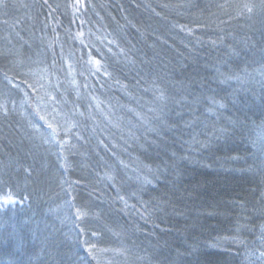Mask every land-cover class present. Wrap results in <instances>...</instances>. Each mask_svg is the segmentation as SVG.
Masks as SVG:
<instances>
[{
  "label": "trees",
  "instance_id": "1",
  "mask_svg": "<svg viewBox=\"0 0 264 264\" xmlns=\"http://www.w3.org/2000/svg\"><path fill=\"white\" fill-rule=\"evenodd\" d=\"M0 195V264H264V0H0Z\"/></svg>",
  "mask_w": 264,
  "mask_h": 264
},
{
  "label": "rangeland",
  "instance_id": "2",
  "mask_svg": "<svg viewBox=\"0 0 264 264\" xmlns=\"http://www.w3.org/2000/svg\"><path fill=\"white\" fill-rule=\"evenodd\" d=\"M86 72L84 73V79L86 80L84 82L85 86L84 88H86V90L88 91V101L87 102L89 105H91L93 107V111H94V114H97V115H100V117H103V127L104 129L107 131H109L108 127L111 126V124L113 123V117L112 116H109L107 115L108 113L105 111L103 112V108H101L100 106V103L101 102H97V97H99L98 95H95L94 94V90L91 88L92 86L90 85V79H93L92 77H96L97 78V81L99 79V82H101V79L99 78V76H102L103 75V71L101 68H100V63H97L96 61H92L91 64H89L86 68ZM102 73V74H101ZM103 82L99 83L98 86L103 89L104 87L102 86ZM146 111L145 108L144 109H141L140 112H138L136 115H134V112L133 114L131 113V118H133L134 121H132L130 123L134 125H137V118L141 117L142 118V112ZM107 113V114H106ZM112 115V114H110ZM140 115V116H139ZM134 116H137V117H134ZM113 118V119H112ZM116 118V117H115ZM117 121V119L115 120V122ZM123 130H128L127 128H124ZM129 135H131V133H129ZM137 147L141 146L140 144H137L136 145ZM126 154V153H125ZM127 157V158H126ZM126 157H124L126 160L127 159H130L131 158V155L128 153V155H126ZM130 157V158H129ZM123 165H125V167L127 168H132L130 166H133L134 164H129L128 162L126 163V161H123L122 162ZM17 201L12 198L11 196L9 195H5V196H1L0 195V209H10V208H13L17 205ZM91 261H92V264H121L122 262V259L120 258V254L118 253V251H112L111 249H107V251H104V252H101L100 254L96 255L95 253H93L91 255Z\"/></svg>",
  "mask_w": 264,
  "mask_h": 264
},
{
  "label": "snow or ice",
  "instance_id": "3",
  "mask_svg": "<svg viewBox=\"0 0 264 264\" xmlns=\"http://www.w3.org/2000/svg\"><path fill=\"white\" fill-rule=\"evenodd\" d=\"M249 11H251V9H249Z\"/></svg>",
  "mask_w": 264,
  "mask_h": 264
}]
</instances>
